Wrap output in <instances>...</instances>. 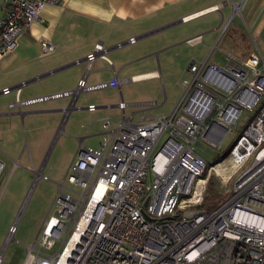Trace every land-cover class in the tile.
Wrapping results in <instances>:
<instances>
[{
  "label": "built area",
  "instance_id": "1",
  "mask_svg": "<svg viewBox=\"0 0 264 264\" xmlns=\"http://www.w3.org/2000/svg\"><path fill=\"white\" fill-rule=\"evenodd\" d=\"M63 1L6 0L0 57L16 50L46 4ZM240 2L232 0L233 12ZM41 47L46 54L55 48L48 41ZM109 50L96 44L75 63L86 61L90 67L98 57L107 59ZM186 73L182 95L170 112L136 115L156 101L127 102L121 95L115 104L119 121L103 118L100 145L79 144L66 174L69 186L59 184L23 264H264V60L256 53L245 59L227 53L222 64L194 58ZM26 83L16 87L10 110L23 113L24 107L68 97L64 120L80 108L76 99L82 92L117 88L121 94L117 77L89 84L84 75L73 89L23 98ZM13 90L2 87L0 96ZM98 107L86 106L90 111ZM241 122L243 132L229 158L231 176L238 174L231 197L213 210L196 208L204 198L208 167L195 144L221 149L226 134ZM4 167L0 153V178ZM3 190L0 184V198ZM19 218L20 213L8 228L0 263Z\"/></svg>",
  "mask_w": 264,
  "mask_h": 264
},
{
  "label": "crops",
  "instance_id": "2",
  "mask_svg": "<svg viewBox=\"0 0 264 264\" xmlns=\"http://www.w3.org/2000/svg\"><path fill=\"white\" fill-rule=\"evenodd\" d=\"M237 1H241L240 14H234L232 0H64L62 5L48 3L41 12V20L31 24L16 50L0 57V89L14 88L3 96L5 101L0 102V117L24 116L30 130L43 139L52 134L71 137L75 143L72 162L79 144L95 148L100 145L104 137V117H109L113 124L119 121L115 104L121 95L127 102L138 101V96L125 98L123 88L126 85L149 81L157 87L158 82L164 84L167 80L181 86V94L172 101L171 109L162 112L168 113L182 95L180 81L187 76L186 69L192 59L206 58L222 64L227 53L242 59L256 53L264 60V0ZM5 5L6 0H0V16L5 13ZM238 15L243 26L236 20ZM208 32L216 34L208 40L205 39ZM198 35H201L198 42L187 41ZM131 37H136V41L128 43ZM43 41L55 46L51 53H43ZM119 42L125 43L120 48L114 47ZM96 44L110 47L107 59L98 57L90 67L86 61L75 63L77 59L84 60ZM201 45H205L206 50L198 49ZM162 53L163 60H158L156 65L152 56ZM84 75L89 84L117 77L121 94L117 88H108L116 91L117 101H101L94 93L102 90L82 92L76 99L80 108L71 109L65 120L62 109L69 105L68 97L24 107L23 113L7 107L15 99V89L21 81L27 83L21 88L20 96L27 98L73 89ZM155 94L153 101L156 103V98L162 94L167 99L164 87ZM88 104L99 107L90 111L86 108ZM106 104L112 106L105 107ZM157 104L135 109L136 115H155L151 111ZM60 113L63 117L59 121ZM30 161L34 165L31 155ZM18 163L17 160L15 165Z\"/></svg>",
  "mask_w": 264,
  "mask_h": 264
},
{
  "label": "rangeland",
  "instance_id": "3",
  "mask_svg": "<svg viewBox=\"0 0 264 264\" xmlns=\"http://www.w3.org/2000/svg\"><path fill=\"white\" fill-rule=\"evenodd\" d=\"M235 13L240 14V7ZM239 17V15L236 16L237 22H240ZM231 33L232 29L228 35ZM215 34V32H208L205 34V39L209 40ZM198 49L204 51L206 46L201 45ZM152 59L157 65L158 60L162 62L163 53L158 57L153 55ZM163 87L166 90L167 99L165 100L163 94L156 98L158 104L151 111L152 114L156 115L171 109L172 101L179 93L181 94V86H175L173 82L165 80L164 84L158 82L157 87H154L151 82L143 81L126 85L123 92L127 100L130 95H133L138 96V101H153L156 97L154 96L156 95L155 92ZM94 95L99 96L101 101L111 103L118 99L114 89L98 91ZM5 99V97L0 96V102L5 101ZM164 100L165 103H163ZM112 112L117 111L112 109ZM60 116L59 121L63 114L60 113ZM243 119L245 120L246 117L244 116ZM244 123L241 122L236 129L230 130L226 134L221 149L203 141L195 144V150L207 161L208 169L204 177H215L214 181L216 187L219 188L220 197L224 196L225 201L231 197L233 185L238 175L231 176L234 168L229 160L230 151L237 141ZM73 146L75 143L72 138L66 137V135L58 137L52 134L43 139L42 136L30 130L29 123L24 116L4 115L0 117V153L5 161V167L0 178L1 188L4 189L5 184H7L0 198V252L8 236L9 226L15 221L16 215L20 213L16 234L7 243L0 264H23L29 251L28 246L35 242L40 225L50 210L59 184L65 181L66 185L69 186L66 174L72 160ZM30 155L34 165L31 164ZM17 160L19 163L15 165ZM218 160L220 162L213 166ZM42 162L43 168L40 167ZM37 175L38 178L36 179ZM31 188L32 191L28 196ZM215 199L217 198H213V200ZM225 201L215 205L212 210Z\"/></svg>",
  "mask_w": 264,
  "mask_h": 264
},
{
  "label": "trees",
  "instance_id": "4",
  "mask_svg": "<svg viewBox=\"0 0 264 264\" xmlns=\"http://www.w3.org/2000/svg\"><path fill=\"white\" fill-rule=\"evenodd\" d=\"M242 132H243V129L241 130L240 135L242 134ZM219 162L220 160L216 161V163L213 164V166L218 164ZM206 171L204 172V175L206 174ZM214 179H215L214 176L208 177L204 198L200 204H197L195 206L196 208L212 210V208L215 205L220 204L222 201H225L224 196L220 197V191H219V188L216 187ZM213 198H217V199L213 200Z\"/></svg>",
  "mask_w": 264,
  "mask_h": 264
},
{
  "label": "bare ground",
  "instance_id": "5",
  "mask_svg": "<svg viewBox=\"0 0 264 264\" xmlns=\"http://www.w3.org/2000/svg\"><path fill=\"white\" fill-rule=\"evenodd\" d=\"M216 170H219L218 168H216ZM201 183L203 184V181H201Z\"/></svg>",
  "mask_w": 264,
  "mask_h": 264
}]
</instances>
